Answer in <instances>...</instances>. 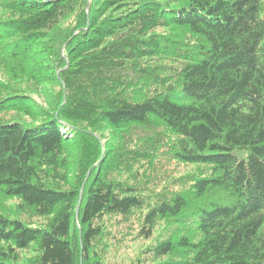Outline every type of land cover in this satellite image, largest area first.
<instances>
[{"label": "trees", "instance_id": "trees-1", "mask_svg": "<svg viewBox=\"0 0 264 264\" xmlns=\"http://www.w3.org/2000/svg\"><path fill=\"white\" fill-rule=\"evenodd\" d=\"M0 65L59 88L0 77V264H106L114 217L165 225L128 264H264V0H0Z\"/></svg>", "mask_w": 264, "mask_h": 264}, {"label": "rangeland", "instance_id": "rangeland-1", "mask_svg": "<svg viewBox=\"0 0 264 264\" xmlns=\"http://www.w3.org/2000/svg\"><path fill=\"white\" fill-rule=\"evenodd\" d=\"M159 31L167 32V30L165 29L164 30L159 29ZM0 77L5 81L10 82L11 87L21 85L18 88L23 87L25 90L28 89L27 91L30 92L29 94H31V96L41 106L45 108H49L47 103V98H49L50 96L52 97V94H54V92H57V90L59 89L55 83L50 82L49 86L47 85L44 86L43 89L35 90V87L33 86L31 81L29 83L27 81L21 82L19 80L14 79L6 72V70L3 67H1V65H0ZM2 117L4 119L14 118L20 121L33 123L30 118L17 113L0 114V118ZM103 131L105 132L103 138V144L111 143L112 141H114V136L112 135V132L109 129H103ZM195 170H197V168L191 165L190 166L174 165L172 166V171H170V175L176 177L185 176L187 173L193 172ZM126 172L124 171L116 172L113 176L119 177L121 175L124 176L127 175L126 178L130 177L131 176L130 173L128 171ZM130 172H132V170ZM159 189H161V186L159 187ZM14 203L16 202H11V204ZM29 220L32 221L31 223H33L36 226H39L41 224L43 225L46 221V219L44 218H32ZM164 226L165 225L162 224L160 227H157L154 231L153 236L147 239L140 235L141 222L136 217H133L129 221L122 220L119 217L107 218L106 228H105V233L107 234L106 237L107 240L103 244L102 260L105 261L106 264H128L131 261L136 260L140 257L145 259L147 262H151L152 259L149 258L148 252L145 251L152 244L155 243L157 238L163 232ZM37 255H38L37 246L32 245L30 246V248L19 252V260L16 262V264H29L32 260H34V258Z\"/></svg>", "mask_w": 264, "mask_h": 264}]
</instances>
